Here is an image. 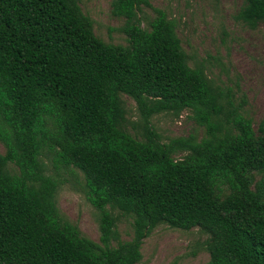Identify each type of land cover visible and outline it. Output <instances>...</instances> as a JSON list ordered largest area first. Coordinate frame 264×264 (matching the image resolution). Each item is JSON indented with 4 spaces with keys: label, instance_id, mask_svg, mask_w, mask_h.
Listing matches in <instances>:
<instances>
[{
    "label": "trees",
    "instance_id": "trees-1",
    "mask_svg": "<svg viewBox=\"0 0 264 264\" xmlns=\"http://www.w3.org/2000/svg\"><path fill=\"white\" fill-rule=\"evenodd\" d=\"M143 5L155 10L148 27ZM113 13L126 18V45L100 38L80 0H0V264H137L161 223L207 233L205 264H264V119L256 127L245 98L190 64L164 9L113 0ZM236 18L256 27L264 0H245ZM122 94L144 139L126 129ZM185 110L205 135L164 142L151 117ZM76 168L100 242L57 204L61 170ZM116 208L134 234L113 245Z\"/></svg>",
    "mask_w": 264,
    "mask_h": 264
},
{
    "label": "rangeland",
    "instance_id": "rangeland-1",
    "mask_svg": "<svg viewBox=\"0 0 264 264\" xmlns=\"http://www.w3.org/2000/svg\"><path fill=\"white\" fill-rule=\"evenodd\" d=\"M244 1L150 0L154 7L164 9L170 17L177 19V32L190 64H202L217 84L231 89L237 103L245 98L243 109L257 127L264 119V21L251 27L237 19L236 14ZM80 5L92 17L95 33L100 38L115 44H128V36L122 30L126 18L113 13V0H80ZM139 16L142 25L148 27L155 10L143 5ZM122 99L127 110L126 129L144 139L142 129L137 125L141 115L136 101L127 94H122ZM151 122L164 142L189 135L201 139L205 135L204 126L190 117L188 110L180 115L163 111L154 114ZM5 150L0 141V153ZM45 160L48 172L54 173L51 158ZM8 168L18 172L14 163L10 162ZM60 180L57 204L61 214L76 224L84 236L100 242L99 211L85 194L83 173L77 168L61 170ZM113 213L117 216L119 232V239L114 240L113 245H117L119 240L133 237V217L117 208ZM208 237L199 227L187 230L161 223L144 239L142 258L137 264H205L210 260L205 248Z\"/></svg>",
    "mask_w": 264,
    "mask_h": 264
}]
</instances>
